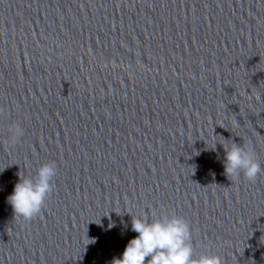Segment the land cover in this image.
<instances>
[{
  "label": "clouds",
  "instance_id": "obj_1",
  "mask_svg": "<svg viewBox=\"0 0 264 264\" xmlns=\"http://www.w3.org/2000/svg\"><path fill=\"white\" fill-rule=\"evenodd\" d=\"M8 133L9 142L14 144L23 136L24 129L13 122ZM223 147L225 175L239 179L242 174L249 182H255L262 169L254 153L235 143ZM56 174L55 162H48L38 167L35 176H20L8 197L14 217L31 221L41 213L53 192ZM131 228L138 235L128 242L122 258L114 259L113 264H223L219 255L195 254L188 222L174 213L162 212L152 220L147 216L132 217Z\"/></svg>",
  "mask_w": 264,
  "mask_h": 264
}]
</instances>
